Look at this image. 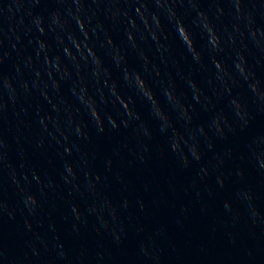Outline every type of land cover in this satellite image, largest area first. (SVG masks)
<instances>
[{"label":"clouds","instance_id":"obj_1","mask_svg":"<svg viewBox=\"0 0 264 264\" xmlns=\"http://www.w3.org/2000/svg\"><path fill=\"white\" fill-rule=\"evenodd\" d=\"M57 7L48 17L35 14L31 9L26 15H21L18 25L24 33L31 36L33 31L37 35L29 40L36 44V57L28 56L24 65L33 73L34 79L29 82L23 80L19 88L17 80L23 76L19 64L13 66L15 74H6L2 65L4 56L0 55V121L9 110V104L15 106L20 101L21 89L27 97L33 90L51 105V111L45 112L42 105L36 107V115L40 125V135L35 140L37 148L55 149V157L62 161L60 180L57 183L51 176L42 179L39 172L32 168V177L38 185V192L31 190L32 180L27 172L19 173L16 166L9 161L8 143L0 133V174L7 170L8 177L16 186L19 202L16 207L11 206L4 199V187L0 182V224L5 216L16 220L17 211L24 216V225L32 237L26 240L25 246L31 250L37 259L41 257V246L45 252L49 251V242L38 231H34V224L29 217L39 222V212L42 199H47L49 192L68 189L72 196L70 212L77 223H73L72 230L79 235L81 225H87L88 216H95L94 230L97 235L107 233L118 246L123 243L126 226L121 218V211L131 207L127 199L122 203H114L106 194L108 186L107 176H102L94 170V154L82 147L91 141V129L97 135L107 132H120L124 129L132 130L135 146L131 148L135 160L147 163L145 153L151 151L145 140L153 138V130L138 111V101L148 105L151 115L159 122V131L166 135L165 152H171L182 168H189L193 161H205L204 146L208 151L216 147V142H228L231 137L248 129L253 120L251 105L256 104L259 111L264 112V79L257 76L254 67L249 63L252 47L264 52V27L257 26V19L252 9L246 4L264 2V0H207L214 5V9L202 10L200 5L205 0H51ZM41 0H4L0 5V17L7 15L9 21L16 18L17 12H23L24 4L37 5ZM224 3L231 5V11L226 12ZM92 5H106V7H91ZM126 5L127 7H121ZM155 6L156 10H153ZM195 13V16L192 13ZM103 13L106 19L115 25L123 22L126 25L125 36L131 47L136 49L143 60V71L128 66L123 48L118 46L99 19ZM225 16H230V22L224 23ZM139 19V22H138ZM141 24L144 26L141 29ZM89 25H92L91 28ZM101 32L105 39L100 41ZM137 32L145 42L151 38L157 44V50L164 63L171 58L172 47L164 43L171 36L183 46L187 59L189 56L198 65V71L208 72L207 88L192 78V73L182 78L187 82L188 92L179 91L171 74L165 79L161 68L140 48L137 42ZM147 33V35L145 34ZM42 37H49L51 43ZM93 37L100 42L101 47H108L113 54L115 66L120 70L121 77L114 79L113 71L105 67L104 60L97 53ZM201 43H198V38ZM7 38L12 49L19 52L18 45L23 43L22 35L16 26L10 30L0 27V49H3ZM250 44L252 47H250ZM58 48V51H57ZM56 52L53 56L50 53ZM168 53V57L164 54ZM43 57L44 68L36 67V60ZM210 58L211 66L206 60ZM173 64L178 61L172 60ZM256 63H261L259 59ZM69 64L75 66L76 79ZM91 68L90 83L84 74L85 68ZM59 73V79L56 74ZM154 76L155 82L150 83L147 77ZM47 77V79H45ZM57 94L58 102H53L49 92V83ZM61 80H72L69 99L61 93ZM123 87L132 89L128 94ZM96 85H101L97 87ZM160 88V93L157 92ZM242 89V91H237ZM251 94V95H249ZM226 101L224 106L221 104ZM209 113L205 122L196 123L197 106ZM27 109L16 111V117L24 123L23 115ZM55 113V115H53ZM30 126V125H29ZM19 140V136H17ZM124 147H128L125 145ZM245 153L239 158L251 161L264 172V133L250 138L245 145ZM122 149L117 147L114 152L119 156ZM235 149L229 147L224 152H215L212 158L201 164L199 176L201 180L216 173V183L220 189L226 187L228 173L221 169L228 159L234 155ZM21 168H26L27 156L21 152ZM51 161V157L49 158ZM112 158L107 159L109 172L114 164ZM236 175L243 179L246 175L244 168H238ZM211 195V191H209ZM201 193L197 192V196ZM82 199L91 201L85 211L76 202ZM255 195L251 187L240 188L234 193V198L224 202V209L231 213L234 221H239L241 213L235 207L236 203L247 206L248 214L253 223L264 225V212L255 204ZM140 210L145 209L142 201H138ZM186 211V209H185ZM67 220L68 217L66 216ZM52 232H57L55 223L50 224ZM143 231V229H140ZM59 240V236L56 237ZM59 260L74 264L68 259V253L62 243L54 245ZM139 249L144 264H162L163 250L158 248L155 241L148 237L139 243ZM84 253L81 254L83 256ZM251 255V253H249ZM101 258L103 254H100ZM0 264H23L18 257L10 256L5 246L0 242Z\"/></svg>","mask_w":264,"mask_h":264},{"label":"water","instance_id":"obj_2","mask_svg":"<svg viewBox=\"0 0 264 264\" xmlns=\"http://www.w3.org/2000/svg\"><path fill=\"white\" fill-rule=\"evenodd\" d=\"M3 4L4 0H0V5ZM222 6L226 12L231 11V5L224 3ZM56 7L57 5L51 0H41V3L37 5L24 4V11H18L16 18L12 21L8 20L7 15L0 17V27L10 30V26H16L17 31L23 37V43L18 45L19 52L11 48L7 38H5L3 49H0V55L11 53L10 56H4L2 68L6 74H15L13 66L16 64H19L23 70V76L17 80L18 88L23 80L31 82L34 79L32 71L25 67L24 61L30 55L35 58L37 48L36 44L29 43V40L33 39L37 33L34 30L31 36L25 34L23 28L18 25L19 18L22 14L26 15L29 9L35 14L48 17ZM91 7L103 8L106 5H92ZM121 7L127 6L121 5ZM200 7L206 11L210 8L214 9V5L208 3L207 0ZM246 8L253 10L257 26L264 27V2L246 4ZM153 10H156L155 6ZM192 15L195 16V13L193 12ZM99 19L103 21L116 44L124 49L128 66L143 71V60L139 52L132 48L126 39V25L123 22L115 25L112 20L106 19L103 13L100 14ZM230 19V16H225L224 23H229ZM91 26L89 25L90 28ZM140 27L143 30L142 24ZM145 34L147 35L146 32ZM42 38L51 43L49 37ZM104 39V34L101 32L100 41ZM197 39L198 43H201L199 37ZM93 42L96 43L97 53L104 60L105 67L112 69L114 79H119L121 72L115 66L111 49L101 47L95 37H93ZM137 42L152 63L158 65L165 73V79L168 78L169 73L171 74V79L175 81L179 91L188 92L191 97L189 86L182 78L189 73H192V78L208 90L209 73L198 71L199 66L192 61L190 56L185 58L186 53L183 46L171 36L167 41H163L172 47L171 58L168 59L167 64L164 63V58L157 50V44L151 38L145 42L141 39V34L137 32ZM250 47H252L251 44ZM50 54L54 56L56 52ZM168 55V53L164 54L165 57ZM257 59L261 63H256ZM172 60L178 63L173 64ZM206 60L211 66L210 58L206 57ZM249 63L254 67L257 76L264 79V52L252 47ZM35 66L44 68L43 57L36 60ZM68 66L73 73L72 80H75L77 78L75 66L72 64ZM84 74L90 83H94L90 67L85 68ZM56 76L59 79V73ZM147 78L150 83H154L156 79L154 76ZM72 80H61V93L69 99H74L70 95ZM48 83L53 102H58L57 94L51 88V81L48 80ZM121 84L122 91L132 93V89L123 87L122 80ZM20 91L19 103L15 106L9 104L8 112L0 121V133L9 145L6 150L9 161L16 166L21 175L27 172L29 179L32 180L31 190L39 195L37 182L32 177V168L39 172L42 179L46 175L51 176L59 184L62 183L60 180L62 161L55 157L54 148H49L47 144L44 148H37L35 145V140L40 135L36 107L42 105L44 111L49 112L52 110L51 105L36 90H33L27 97L23 95L22 89ZM160 91V88H157V92L160 93ZM237 91H242V89H237ZM224 104L226 101L221 106ZM137 108L153 130V138L145 140L151 149L150 152L145 153L147 163H141L138 160L131 163L135 160L131 151V148L135 146V139H130L131 129L107 132L103 135H97L95 130L91 129V141L82 145L84 150L94 154L95 172L108 177L106 194L113 199L114 203H122L125 199L131 202V207L126 211H121V218L126 226L123 243L118 246L107 233L103 236L97 235L94 230L97 221L95 216L91 215L88 216L87 225H81L80 234H75L72 225L77 221L74 220L69 210L72 196L68 189L64 188L57 190L55 194L50 191L47 199H42L39 222L29 217L35 226L34 231H38L49 242V251L45 252L41 246V257L37 259L32 255L31 250L25 246L26 240L32 237V233L27 231L24 216L17 211L15 221L5 216L0 224V242L3 243L9 255L18 257L23 264H67V261L57 258L54 248L55 244L62 243L64 250L68 253V259L74 264H144L139 243L151 237L157 247L163 250L162 264H264V225L252 222L246 204H235L241 213L238 222L234 221L232 214L226 212L223 207L226 200L234 198V193L238 189L251 187L256 197V206L264 212V172L253 162L239 158L245 153V145L250 138L264 133V112L259 111L256 104H252L251 110L254 118L248 129L231 137L228 142L217 141L212 151H208L204 146L205 161H193L189 168H182L170 151H163L166 148V135L160 133L159 122L151 115L148 105L138 101ZM20 109L28 110L27 115L22 113L24 123H21L15 114ZM208 118L209 113L198 105L196 123L205 122ZM125 145L128 147H124ZM117 147L122 149L119 156L114 152ZM229 147L235 149V152L221 169L222 172L228 173L226 187L224 189L218 187L216 173L201 180L199 176L201 164L212 158L215 152L222 153ZM21 152L27 156L28 166L26 168L20 167L24 162ZM109 158L115 161L111 172L107 170L106 165ZM241 167L246 172L243 179L236 175V170ZM0 182L4 187V199L11 206L16 207L20 197L18 189L8 177L7 170L0 174ZM197 192L201 195L197 196ZM138 201H142L146 206L143 211L140 210ZM76 202L81 205V211H85L91 203V201L85 202L82 199H77ZM52 223H55L58 230L55 233L50 228ZM57 236H59L58 241ZM82 253H84L83 256H81Z\"/></svg>","mask_w":264,"mask_h":264}]
</instances>
